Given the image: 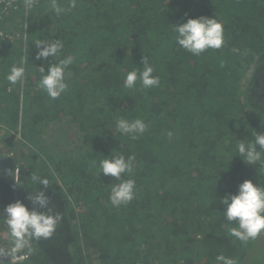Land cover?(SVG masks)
I'll list each match as a JSON object with an SVG mask.
<instances>
[{"label": "trees", "instance_id": "obj_1", "mask_svg": "<svg viewBox=\"0 0 264 264\" xmlns=\"http://www.w3.org/2000/svg\"><path fill=\"white\" fill-rule=\"evenodd\" d=\"M14 2L0 20V142L14 151L13 169L0 170V211L16 200L31 207L26 197L44 190L34 172L49 180V207L63 217L50 239L33 242L27 264H217L221 254L264 264V232L246 243L231 236L221 202L245 180L264 187V165L236 151L238 140L264 133V0H76L70 9L58 0L68 9L59 18L49 0L26 14L25 0ZM201 16L222 24L224 45L193 56L172 25ZM38 39L64 48L37 61ZM68 56L69 87L53 100L37 69ZM144 56L159 87L125 89ZM14 65L25 69L15 85L6 80ZM119 117L147 130L136 140L114 134ZM120 154L135 157L124 178L135 180L136 196L113 207L118 181L96 171ZM4 233L0 224V246Z\"/></svg>", "mask_w": 264, "mask_h": 264}, {"label": "clouds", "instance_id": "obj_2", "mask_svg": "<svg viewBox=\"0 0 264 264\" xmlns=\"http://www.w3.org/2000/svg\"><path fill=\"white\" fill-rule=\"evenodd\" d=\"M37 0H25L26 7L31 10ZM76 0H70L69 9L75 8ZM49 8L57 18L66 13L68 9L62 7L58 0H49ZM176 43L193 56H199L209 49H220L224 45V29L215 18L201 16L199 18H187L186 22L172 25ZM37 52V61H47L49 58L57 57L64 44L60 39H38L34 42ZM53 60V59H52ZM74 62V58L68 56L37 70L40 74L38 87L47 93L48 97L55 100L64 94L68 89L66 82V71ZM143 65L140 68H133L124 77L123 87L135 89L137 81L140 90H147L159 87L160 78L154 76V68L149 64V58L144 56L141 60ZM25 69L20 66H12L6 75L10 84L22 82ZM147 130V125L142 119L128 120L119 117L115 121V133L127 135L136 140ZM171 137L172 133H168ZM253 139L238 140L236 144L237 156L241 157L247 165H264V133L253 132ZM1 157H8L3 156ZM97 165V176L103 174L105 177H112L118 183L111 186L109 202L113 207H120L129 204L136 196V182L134 179H125L124 175L133 173L134 156L111 155L104 156ZM220 179V178H219ZM30 180L47 189L49 180L32 173ZM32 191L27 197L31 205L29 207L21 200H16L6 205L0 211V224L5 228L4 235L7 243L0 246V264H27L35 255L36 249L33 242L41 239L47 240L52 237L58 224L62 221V214H53L49 207L50 199L46 191ZM225 220L236 227L229 228V234L242 243L257 238L264 232V187L254 184L251 180H245L238 185L236 194L226 195L221 200ZM217 264H236V262L224 255L216 257Z\"/></svg>", "mask_w": 264, "mask_h": 264}, {"label": "built area", "instance_id": "obj_3", "mask_svg": "<svg viewBox=\"0 0 264 264\" xmlns=\"http://www.w3.org/2000/svg\"><path fill=\"white\" fill-rule=\"evenodd\" d=\"M14 8H15L14 0H0V20L2 19V16L6 12H10V10ZM5 36H6L5 32L0 28V38H4ZM19 138H21V135ZM0 153H2L3 156H8V157H12L14 155L13 151L6 149L5 147H3V145L2 146L0 145ZM18 174H19V170L16 169L15 170L16 177L18 176Z\"/></svg>", "mask_w": 264, "mask_h": 264}, {"label": "water", "instance_id": "obj_4", "mask_svg": "<svg viewBox=\"0 0 264 264\" xmlns=\"http://www.w3.org/2000/svg\"><path fill=\"white\" fill-rule=\"evenodd\" d=\"M14 161L11 157H1L0 156V169L2 170H12Z\"/></svg>", "mask_w": 264, "mask_h": 264}, {"label": "rangeland", "instance_id": "obj_5", "mask_svg": "<svg viewBox=\"0 0 264 264\" xmlns=\"http://www.w3.org/2000/svg\"><path fill=\"white\" fill-rule=\"evenodd\" d=\"M24 12H25V14L27 13V7H25ZM261 102L264 104V99H263ZM14 132H15V130H12V131H11V134H13ZM3 134H4V132L0 131V138H1V136H3ZM18 135H19V137H20V134H18ZM19 137H17V138L19 139L20 142H25V139H23V137H21V138H19ZM4 144H5V142L2 140V142H0V145H1V146L3 145V147H5ZM5 148L9 150V148H7V147H5ZM13 152H14V151H13ZM261 248H262V244H261L260 246L257 245V247H255V249H256L257 251L261 250ZM249 254H250V253H249ZM255 254H256V252H255ZM243 264H244V263H243Z\"/></svg>", "mask_w": 264, "mask_h": 264}, {"label": "flooded vegetation", "instance_id": "obj_6", "mask_svg": "<svg viewBox=\"0 0 264 264\" xmlns=\"http://www.w3.org/2000/svg\"><path fill=\"white\" fill-rule=\"evenodd\" d=\"M262 63H264V60ZM261 98H264V93H262ZM0 170H2V169H0ZM3 171L6 172V170H3Z\"/></svg>", "mask_w": 264, "mask_h": 264}]
</instances>
